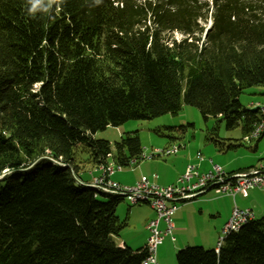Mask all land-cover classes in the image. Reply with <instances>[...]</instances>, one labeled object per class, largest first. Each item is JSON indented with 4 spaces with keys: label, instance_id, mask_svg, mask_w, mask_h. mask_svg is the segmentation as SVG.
I'll return each instance as SVG.
<instances>
[{
    "label": "trees",
    "instance_id": "obj_1",
    "mask_svg": "<svg viewBox=\"0 0 264 264\" xmlns=\"http://www.w3.org/2000/svg\"><path fill=\"white\" fill-rule=\"evenodd\" d=\"M29 7L0 0V264H142L146 246L114 241L123 197L87 186L77 149L98 168L112 151L121 167L139 163L137 134L114 149L94 135L183 104L250 133L262 114L240 95L264 89V0H61L35 17ZM225 242L185 247L177 263L264 264V216Z\"/></svg>",
    "mask_w": 264,
    "mask_h": 264
},
{
    "label": "rangeland",
    "instance_id": "obj_2",
    "mask_svg": "<svg viewBox=\"0 0 264 264\" xmlns=\"http://www.w3.org/2000/svg\"><path fill=\"white\" fill-rule=\"evenodd\" d=\"M175 36L178 39L180 38L178 34ZM256 89L257 87H253L243 91L240 95L242 105L253 108L254 106L250 105L252 101L263 99L257 95ZM136 134L143 148V159L138 164L122 166L120 170L115 166L116 171L113 182L116 183L117 181L123 186H134L137 180L143 175L149 177L150 174L148 171L153 161L167 160L169 162L185 152L195 154L197 158L201 156L205 160L204 165L206 166L202 170H208L211 167L209 164L210 160L213 161L214 165H219L226 170L227 167L224 165L225 161L235 160L249 165L256 164L260 158H264V137L259 142L254 141L251 144H246L243 142L245 134L241 127L228 129L226 122L222 118L209 117L205 119L198 108L186 104H183L181 111L176 115L167 114L149 120H130L118 127L110 126L104 131L97 132L94 138L110 142L112 149H114L115 143L120 142L122 138ZM214 140L222 141L226 144V147L231 145L233 148L222 151ZM257 143L258 148L256 149ZM165 149H176V152L165 159L151 158L154 151ZM76 153L81 176L97 167L91 163L89 153L85 148L79 147ZM127 155L129 156L128 152ZM112 156H114L113 151ZM206 195L214 197L215 192L212 191ZM128 207L135 208L136 206H131L124 200L120 203L118 209L122 212L126 208L124 213L126 215ZM141 207L148 206L142 205ZM160 228L163 229V224L162 226L160 225ZM128 230L129 228L126 227L121 233H128ZM190 230H186L185 233L181 234L175 231L173 233L174 241H172V237L164 239L163 244L158 248V264H163V262L170 264L169 258L173 264H178L176 254L175 256L173 254V245L175 243H181L182 236L184 235H188L191 238ZM218 241L219 239L216 241V247ZM181 249H178V251ZM171 251L172 257H169Z\"/></svg>",
    "mask_w": 264,
    "mask_h": 264
},
{
    "label": "crops",
    "instance_id": "obj_3",
    "mask_svg": "<svg viewBox=\"0 0 264 264\" xmlns=\"http://www.w3.org/2000/svg\"><path fill=\"white\" fill-rule=\"evenodd\" d=\"M256 92L258 93L257 95L263 99H256L252 101L250 105L254 107L257 104H264V89L257 88ZM256 146L258 148V143ZM262 160H264V158H260L256 164L249 165L243 164L241 161H225L224 165L227 168L224 170L227 173L242 172L256 167ZM169 162L167 160L153 161L151 168L148 171L150 176L147 177L146 175H143L142 177H146L150 182L160 187H167L176 184L189 165L195 166L199 171H201V173L210 171L212 165H214L213 161L210 160L209 164L211 167L208 170H202V168L206 166L204 165L205 160L201 156L197 158V155L189 152L176 156V158L170 160ZM100 173L99 168L96 167L88 173H84L81 176V179L84 182L89 183L98 177ZM113 177L114 175L111 178L112 180ZM142 177H140L137 181H139ZM116 183L121 184L117 181ZM141 206L142 205H138L135 208L128 207L126 215L124 214L126 208L123 209L122 212L117 209L118 217L121 220H126L127 227L129 228L128 233H121L119 236L114 237L115 243L120 247L128 246L132 249H140L147 245L149 238L147 225L150 220L155 218V212L149 205H146L148 207ZM177 207L178 209L173 216V233L177 231L181 234L185 233L186 230L189 231V229H191V238H189L190 236L188 235H184L182 236L183 239L181 243H175L173 245L174 256L178 249H183L190 245L203 246L205 248H216V241L220 238L222 230L231 218L235 207H238L239 209L252 210L256 219L263 217L264 189L252 190L246 195L237 194L235 197L220 196L217 194H215L214 197H211L205 194L196 199L180 202ZM162 224L163 229L161 228V230L163 231L165 224L162 222L161 226ZM169 257H172V251L169 253ZM169 263L173 264L170 258ZM163 264L167 263L163 262Z\"/></svg>",
    "mask_w": 264,
    "mask_h": 264
},
{
    "label": "built area",
    "instance_id": "obj_4",
    "mask_svg": "<svg viewBox=\"0 0 264 264\" xmlns=\"http://www.w3.org/2000/svg\"><path fill=\"white\" fill-rule=\"evenodd\" d=\"M253 108L260 109L262 117L256 121L250 133L244 136L243 142L246 144H251L264 135V104H257ZM175 152L176 149L156 150L151 155V158H166ZM108 155H112V153ZM142 159L143 156L140 160ZM137 163L138 161L136 160L131 161V164ZM115 166L120 170L121 166L118 164L101 165V167H104V174L88 184L126 193L128 198H130L131 206L149 205L152 207L155 212V218L150 220L147 225L149 231L146 245L147 257L142 264H158V248L163 244L164 238L172 237L174 241L173 216L180 202L199 198L212 191L220 196L235 197L237 194L246 195L249 191L264 189V160L254 168L236 173H227L219 165H212L210 171L201 173L195 166L189 165L177 183L167 187H160L150 182L146 177H142L131 187L115 183L111 179L116 171ZM139 196H148L149 204H140ZM255 219L256 217L252 210L235 207L231 218L222 230L217 251L225 246V239L230 233L238 232L245 224ZM162 222L165 224L163 231L160 228Z\"/></svg>",
    "mask_w": 264,
    "mask_h": 264
},
{
    "label": "bare ground",
    "instance_id": "obj_5",
    "mask_svg": "<svg viewBox=\"0 0 264 264\" xmlns=\"http://www.w3.org/2000/svg\"><path fill=\"white\" fill-rule=\"evenodd\" d=\"M109 158V162L105 165H115L117 164L114 160H113V156L112 155H108ZM99 170H100V175L96 178H100L102 174H104V167L99 166ZM87 186L95 189L97 191V194L103 193V194H110V195H119L121 197H123L124 200H126L129 205H130V198H128V195L126 193H122V192H116L112 189H108V188H104V187H100L98 185H92V184H87ZM96 194V196H97ZM139 203L140 204H149V197L148 196H139Z\"/></svg>",
    "mask_w": 264,
    "mask_h": 264
},
{
    "label": "clouds",
    "instance_id": "obj_6",
    "mask_svg": "<svg viewBox=\"0 0 264 264\" xmlns=\"http://www.w3.org/2000/svg\"><path fill=\"white\" fill-rule=\"evenodd\" d=\"M27 3L30 5L28 15L35 17V14L44 7L45 3H47V12L51 10L53 5H57L56 11L59 13L61 0H27Z\"/></svg>",
    "mask_w": 264,
    "mask_h": 264
},
{
    "label": "water",
    "instance_id": "obj_7",
    "mask_svg": "<svg viewBox=\"0 0 264 264\" xmlns=\"http://www.w3.org/2000/svg\"><path fill=\"white\" fill-rule=\"evenodd\" d=\"M2 177H4V175H3V176H1L0 178H2Z\"/></svg>",
    "mask_w": 264,
    "mask_h": 264
}]
</instances>
